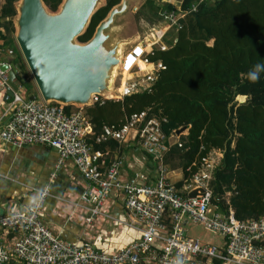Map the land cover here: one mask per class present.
Returning <instances> with one entry per match:
<instances>
[{
    "label": "built area",
    "instance_id": "obj_1",
    "mask_svg": "<svg viewBox=\"0 0 264 264\" xmlns=\"http://www.w3.org/2000/svg\"><path fill=\"white\" fill-rule=\"evenodd\" d=\"M2 3L0 0V11ZM201 3L193 4L187 12L178 7V12L161 13L167 27L156 30L150 44L143 43L144 38L129 51L123 66L120 95L114 97L120 100L152 88L158 72L165 68L162 63L149 60L153 47L162 41L166 29L179 28L180 20L197 12ZM131 56L133 60L128 63ZM133 64L134 68L128 71ZM1 66L0 99L3 103L9 102L11 118L0 128V153L4 144L17 149L41 145L57 150L59 157L49 182L27 197L25 208L12 209L0 217V230H16L22 234L13 245H0V264H264V217L241 221L233 209L223 213L211 203L210 181L222 156L220 152L211 153L200 172L185 181L183 189H178L171 180L172 171L164 162L176 134L168 138L159 119L147 120L146 112L135 114L121 129L106 127L102 138H111L119 144L137 138L152 158L155 179L150 182L147 175L137 174L124 181L120 177L125 159L119 157L107 165L105 156L93 150L88 142L93 126L82 109L68 113L58 104H47L41 99L29 101L20 94L21 85L14 98L5 102L9 75ZM111 98L94 100L98 103ZM68 160L74 162L86 183L76 203L86 212V224L93 225L100 218L113 220L105 211L107 200L112 194H123L125 207L138 224V240L108 253L88 241H65L45 226L44 206ZM190 224L221 235L224 245L213 246L189 237Z\"/></svg>",
    "mask_w": 264,
    "mask_h": 264
},
{
    "label": "trees",
    "instance_id": "obj_2",
    "mask_svg": "<svg viewBox=\"0 0 264 264\" xmlns=\"http://www.w3.org/2000/svg\"><path fill=\"white\" fill-rule=\"evenodd\" d=\"M18 1L3 0L0 49L13 51L11 63L19 69L18 85L30 87L31 76L14 36ZM121 1L106 0L80 41H88ZM173 1L146 0L137 14L158 27L164 21L162 12L177 11L178 7L187 12L193 4L202 3L197 12L180 20L179 28L166 34L164 42L170 48L153 47L149 60L165 68L158 72L151 91L120 101L98 102L86 112L84 109L93 126L88 142L109 165V149L120 145L102 138L106 127L121 129L128 118L142 112L147 113V120L159 119L168 138L186 127L187 134L169 147L165 165L171 171L181 169L185 183L200 172L211 153L220 152L210 181L211 203L223 213L233 209L241 221L263 218L264 72L256 83L249 82L247 73L257 63H264V0H179V6ZM65 110L72 111L71 107ZM183 185L182 181L177 184L179 189Z\"/></svg>",
    "mask_w": 264,
    "mask_h": 264
},
{
    "label": "water",
    "instance_id": "obj_3",
    "mask_svg": "<svg viewBox=\"0 0 264 264\" xmlns=\"http://www.w3.org/2000/svg\"><path fill=\"white\" fill-rule=\"evenodd\" d=\"M134 2L122 0L99 23L93 36L81 42L100 0H64L56 12L47 9L43 0H19L15 5V41L40 95L34 93L26 98L29 101L41 98L47 104L83 109L95 105L96 97L119 96L125 57L146 37L131 40L115 37L119 32L116 17L128 11ZM119 40L123 44L120 57L115 49ZM12 53L8 50L0 58L2 70H8L9 75L5 102L20 90L18 67L4 61ZM186 130V127L179 128L176 134Z\"/></svg>",
    "mask_w": 264,
    "mask_h": 264
},
{
    "label": "crops",
    "instance_id": "obj_4",
    "mask_svg": "<svg viewBox=\"0 0 264 264\" xmlns=\"http://www.w3.org/2000/svg\"><path fill=\"white\" fill-rule=\"evenodd\" d=\"M4 61L11 63L6 59ZM0 64H2L1 60ZM9 108V102L3 103L0 99V128H3L11 118ZM187 132L188 130L180 135L175 132L176 138L172 143H176L180 136ZM119 145L115 150L109 149L112 157L108 159L110 156L108 155L107 162L119 157L125 159L120 178L126 181L137 174H145L150 182H153L155 179L154 164L152 158L144 152L139 140L131 139L129 143ZM58 157L57 150L41 145L22 149L5 144L2 146L0 217L7 215L12 209L25 208L27 197L34 194L35 190L42 189L49 182ZM171 180L176 186L181 181L184 184L182 170H172ZM85 187V180L74 162L68 160L52 185V196L42 212V220L47 228L65 241H88L96 249L108 253L116 252L140 238L138 224L127 211L123 194H112L107 200L105 211L113 217V220L100 218L93 225L88 226L85 221L86 212L76 205ZM21 236L22 234L16 230H0V245L9 247Z\"/></svg>",
    "mask_w": 264,
    "mask_h": 264
},
{
    "label": "rangeland",
    "instance_id": "obj_5",
    "mask_svg": "<svg viewBox=\"0 0 264 264\" xmlns=\"http://www.w3.org/2000/svg\"><path fill=\"white\" fill-rule=\"evenodd\" d=\"M43 1H44L46 8L49 9L50 11H53V12L58 11L59 7L64 2V0H43ZM161 1H165V0H161ZM174 1H176V2H174ZM174 1L173 2L176 5L179 3V0H174ZM145 2H146V0H136V2H134L132 4V6L129 7L130 9L128 11H126L123 15L116 17V24H117V26H119V29H118L119 32L116 33L115 37H117V38L121 37L122 39H125V40H131V39H137L139 37L146 36V37H144L145 41L143 43H147V42H151V38H152L151 35L155 33V30H157V31L162 30L163 31V29L165 27H167L166 23H161L160 26L154 28L153 25L149 24L145 20H141V18L138 16L137 12L139 10L143 9ZM105 5H106V0H101L97 9L99 10ZM16 20H17V17H15V19H14L15 25H16ZM164 32H165V35H164L162 41L157 45L161 48H163L165 46H166V48H170V46L164 42V38H165L166 34L168 32H170V29H166ZM144 38H141V39H144ZM111 43H112V45L114 44L113 38L111 40ZM119 46H122V45H119ZM16 47H17L18 51L20 52L17 43H16ZM0 53L4 54L5 51L3 49H0ZM5 59L7 61L11 62L13 59V56L7 55ZM132 60L133 59H131L130 61H132ZM134 66H135V64H133L131 66L130 70H132L134 68ZM115 70H117V68ZM28 72H29V70H28ZM29 74H30V72H29ZM122 78H123V76H122ZM112 79H113V77H112ZM30 82H31L30 87H28L25 84V86L21 89L20 94L23 97H26V95L28 96L30 93H33V94L35 93L40 97L38 89L36 88V85L32 80V77L30 78ZM109 97H113V98H111L112 100H119V98L114 97V95H112V96L110 95ZM39 99H41V98H39ZM238 101L244 102L245 98H242V99L238 98ZM86 108L87 107L83 108L82 110L84 111V109L86 110ZM71 109L73 111L80 110L76 106L71 107ZM187 231H188L189 237H191L193 239H199L205 243H210L213 246H223L225 243V240L221 235H218V234H216L210 230H207L206 228H204L201 225L190 224L187 227Z\"/></svg>",
    "mask_w": 264,
    "mask_h": 264
},
{
    "label": "clouds",
    "instance_id": "obj_6",
    "mask_svg": "<svg viewBox=\"0 0 264 264\" xmlns=\"http://www.w3.org/2000/svg\"><path fill=\"white\" fill-rule=\"evenodd\" d=\"M264 72V63H257L256 65L253 66L251 70L247 73V78L249 82L251 83H256L258 82L260 78V74ZM29 97V96H27Z\"/></svg>",
    "mask_w": 264,
    "mask_h": 264
},
{
    "label": "bare ground",
    "instance_id": "obj_7",
    "mask_svg": "<svg viewBox=\"0 0 264 264\" xmlns=\"http://www.w3.org/2000/svg\"><path fill=\"white\" fill-rule=\"evenodd\" d=\"M101 1V0H100ZM99 6V3H97V7ZM119 45H122V46H119ZM115 49H116V54H117V56L118 57H120V55L122 54V52H123V44H122V42L119 40V41H117L116 43H115ZM117 68V66L114 68V70H113V74H112V76L111 77H114V72H115V69ZM123 82H124V80H123ZM111 95H113V94H111Z\"/></svg>",
    "mask_w": 264,
    "mask_h": 264
}]
</instances>
